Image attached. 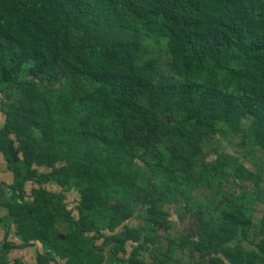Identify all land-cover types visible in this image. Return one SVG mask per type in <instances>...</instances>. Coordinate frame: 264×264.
Returning <instances> with one entry per match:
<instances>
[{
    "label": "trees",
    "instance_id": "1",
    "mask_svg": "<svg viewBox=\"0 0 264 264\" xmlns=\"http://www.w3.org/2000/svg\"><path fill=\"white\" fill-rule=\"evenodd\" d=\"M0 113V264H264V0H0Z\"/></svg>",
    "mask_w": 264,
    "mask_h": 264
},
{
    "label": "rangeland",
    "instance_id": "2",
    "mask_svg": "<svg viewBox=\"0 0 264 264\" xmlns=\"http://www.w3.org/2000/svg\"><path fill=\"white\" fill-rule=\"evenodd\" d=\"M242 158L246 166L251 167V168H258L259 170H261V172L264 175V151H260L259 149L254 148V147H246L242 150ZM2 180L7 181L6 177L4 176ZM0 182L2 183V181ZM30 187H31L30 185H26V189L29 190ZM52 190L53 192H59V191L62 192L63 200L68 206V208L74 207L75 200H76V194L74 192L67 190V189H62L59 187H53ZM175 212L176 210L174 209L172 216H171L172 230L174 232L180 231V229L182 228V224L179 222L178 218L176 217ZM260 214H261V206L259 204H256L254 206V212H253V228L251 230L252 233L258 230ZM194 259H195V256H190L187 252L184 253L182 257V260L184 263H188L191 260L194 261ZM25 261H26V264H33V262L30 259H26ZM146 262L147 264L150 263L147 257H146Z\"/></svg>",
    "mask_w": 264,
    "mask_h": 264
},
{
    "label": "crops",
    "instance_id": "3",
    "mask_svg": "<svg viewBox=\"0 0 264 264\" xmlns=\"http://www.w3.org/2000/svg\"><path fill=\"white\" fill-rule=\"evenodd\" d=\"M1 113H0V126H1ZM6 177L7 181H3L2 178ZM0 189L3 191L4 194L8 195L10 191L7 189V187L12 182V175L11 173L6 169L5 161L0 153ZM26 187V186H25ZM7 214V210L0 205V218L5 217ZM7 232V239L9 241H12L13 244L17 245L19 241L17 238L13 235V226L11 225L10 228H8L5 224H3V221H0V243H2L4 233ZM39 249L37 245H31V246H25V247H19L11 249L8 253V257L12 259H20L23 263L26 264V259H30L33 264H36L35 257H36V251ZM49 264H56L54 262H51Z\"/></svg>",
    "mask_w": 264,
    "mask_h": 264
}]
</instances>
